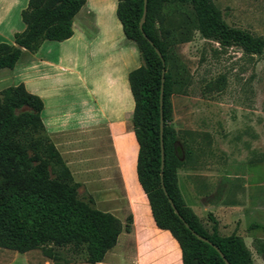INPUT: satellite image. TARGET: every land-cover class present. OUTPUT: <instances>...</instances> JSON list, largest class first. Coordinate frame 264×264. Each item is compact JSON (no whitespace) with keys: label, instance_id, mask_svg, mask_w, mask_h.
Here are the masks:
<instances>
[{"label":"trees","instance_id":"1","mask_svg":"<svg viewBox=\"0 0 264 264\" xmlns=\"http://www.w3.org/2000/svg\"><path fill=\"white\" fill-rule=\"evenodd\" d=\"M85 2L29 0L21 12L24 30L13 36V44H0V70L13 69L24 51L34 54L45 41L71 38L73 19ZM143 9L144 0H117L116 17L123 35L136 45L141 61L128 75L134 102L131 122L138 144L137 180L155 225L176 240L182 264H225L220 253L230 264H253L251 252L240 236H221L215 221L209 232L181 194L178 171L193 166L194 152L187 149L182 156L177 133L170 125L171 97L183 89L185 82V68L170 46L183 24H165V11L183 14L184 21L202 37L217 39L222 45L238 44L247 53H261L264 38L229 28L212 0H147L140 30ZM180 35L187 33L180 31ZM186 40L187 36L182 42ZM225 83V77L220 76L205 86V92L219 93ZM161 87L163 185L167 196L160 182ZM43 107L42 100L22 84L0 91V248L18 253L39 250L56 263L65 262V256L70 255L84 264H101L119 235L130 230L131 219L124 225L116 215L102 212L92 201L80 198L81 185L74 181L43 125ZM168 199L183 221L175 215ZM253 247L258 255L264 254V240L255 241Z\"/></svg>","mask_w":264,"mask_h":264},{"label":"crops","instance_id":"2","mask_svg":"<svg viewBox=\"0 0 264 264\" xmlns=\"http://www.w3.org/2000/svg\"><path fill=\"white\" fill-rule=\"evenodd\" d=\"M28 1L0 0V44H13V36L24 30L21 12ZM116 4L117 0H86L73 19L71 38L45 41L34 54L24 51L13 69L0 70V91L22 84L38 96L46 132L89 201L123 224L131 219L130 230L119 235L101 264H182L178 243L155 225L137 180L138 144L128 75L141 61L123 35ZM221 174L212 177L216 192L210 198L204 195L203 204L221 236H240L249 249L252 240H264L261 183L251 188L244 176L229 170ZM131 183L142 200L130 191ZM252 191H257V199ZM186 204L196 211L192 202ZM38 251L0 248V264H49ZM258 256L264 260V254Z\"/></svg>","mask_w":264,"mask_h":264},{"label":"rangeland","instance_id":"3","mask_svg":"<svg viewBox=\"0 0 264 264\" xmlns=\"http://www.w3.org/2000/svg\"><path fill=\"white\" fill-rule=\"evenodd\" d=\"M101 1L104 4L111 0ZM212 2L229 28L264 38V0ZM165 19V24L169 21L172 25L183 24L180 31L187 33L180 35L178 30L170 46L185 68L184 87L171 97L170 125L177 133L182 156L187 149L194 152L193 166L178 171V184L185 202L194 204V212L211 232L213 219L202 197L215 194L212 177L217 173L233 171L244 176L251 188L260 182L259 191L264 194V49L259 54L247 53L238 44L222 45L217 39H206L184 21L183 14L168 9ZM186 36L187 40L182 42ZM131 43L139 57L136 45ZM220 76L226 80L224 89L219 93L205 92V86ZM239 182L241 187L243 181ZM130 191L143 199L132 183ZM78 192L81 199L89 201L87 191L80 187ZM252 193L257 199V191ZM260 218L264 221V214ZM254 240L249 244L253 264H264L253 249ZM41 257L43 261L47 259L42 254ZM65 258L60 263L47 260L49 264H84L78 257L66 255Z\"/></svg>","mask_w":264,"mask_h":264},{"label":"water","instance_id":"4","mask_svg":"<svg viewBox=\"0 0 264 264\" xmlns=\"http://www.w3.org/2000/svg\"><path fill=\"white\" fill-rule=\"evenodd\" d=\"M146 4H147V0H144L143 14H142L141 20H140V22H139V28H140V30L142 29V25H143L144 20H145V17H146ZM150 44H151V42H150ZM155 52H156V54L158 55V57L161 59L162 63H164V62H163L162 55H161V53L159 52V50H158V49H155ZM164 72H165V71L163 70V71H162V74H163V75H164ZM163 80H164V79L162 78V81H161L162 83H163ZM159 103H160L159 137H160V149H161L160 182H161V186H162V189H163V191H164V194L167 196V193H166L165 188H164V185H163L164 147H163V117H162V87H161V91H160V101H159ZM168 202H169L171 208L173 209L175 215L178 216V218H179L181 221H183L182 217L179 215V212H178L177 209L175 208V206H174V204L172 203V201H171L170 199H168ZM185 226L187 227L186 224H185ZM194 235H196V234L194 233ZM196 237H197L199 240H201V241H203V242H205V243H209L206 239H204V238H202V237H200V236H197V235H196ZM212 246H213V245H212ZM214 248L216 249V251H218V253H220V251H219L218 248H216V247H214ZM220 255H221V257H222V259H223V261H224L225 264H230V263H229V262L223 257V255H222L221 253H220Z\"/></svg>","mask_w":264,"mask_h":264}]
</instances>
